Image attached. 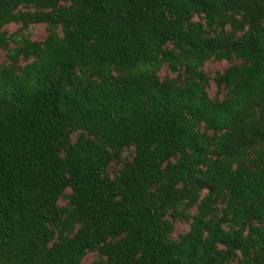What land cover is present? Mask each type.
I'll use <instances>...</instances> for the list:
<instances>
[{
  "label": "trees",
  "instance_id": "1",
  "mask_svg": "<svg viewBox=\"0 0 264 264\" xmlns=\"http://www.w3.org/2000/svg\"><path fill=\"white\" fill-rule=\"evenodd\" d=\"M2 57L0 264H264V0H0Z\"/></svg>",
  "mask_w": 264,
  "mask_h": 264
},
{
  "label": "rangeland",
  "instance_id": "2",
  "mask_svg": "<svg viewBox=\"0 0 264 264\" xmlns=\"http://www.w3.org/2000/svg\"><path fill=\"white\" fill-rule=\"evenodd\" d=\"M32 33H33V39L34 40H42L46 36L45 28L41 27V26L35 27L32 30ZM2 59H3V57L0 58V62H1ZM220 66H221V64H219L217 62L210 63L207 66L208 72L212 76H214L215 72L221 68ZM188 229H189V225L187 223H180V224H178V226L176 228V234L175 235L179 236L180 234L185 233L186 231H188ZM93 258H94V255H90L87 258L86 261L87 262H91L93 260Z\"/></svg>",
  "mask_w": 264,
  "mask_h": 264
}]
</instances>
